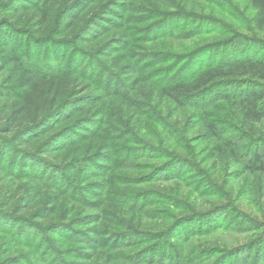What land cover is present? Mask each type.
Masks as SVG:
<instances>
[{
  "label": "rangeland",
  "instance_id": "374dc122",
  "mask_svg": "<svg viewBox=\"0 0 264 264\" xmlns=\"http://www.w3.org/2000/svg\"><path fill=\"white\" fill-rule=\"evenodd\" d=\"M40 2L31 0L28 5L35 9ZM234 2L92 0L93 5H87L91 6L87 24L79 34L54 33L45 41L33 31L24 34L11 29L5 21L0 22V50L16 47L36 68L55 72L69 66L85 75L91 89L80 96L91 93L103 97L107 111L116 102H127V98L134 100L138 109L117 111L115 121L109 125L115 138L111 159L106 158L110 150H102L101 143L89 153L90 143L82 141V136L95 131L100 117L78 129L77 134H64L51 143V148L68 146L70 142L84 148L78 156H71L74 160L64 173L46 169L40 160L15 161L10 159L13 148L2 150L0 187L7 183L12 189L20 190L31 183L27 178L33 174L45 176L42 183L50 180L55 186H62L66 196L54 203L49 201L48 218H58L63 208L69 209L63 206L65 199L76 202L72 203V212L67 213L63 220L66 226L61 229L48 227L35 214L30 222L38 224L41 230L31 231L30 223L20 217L23 206L11 211L7 218L0 214V264H153V261L154 264H261L256 256L264 254V210L255 203L251 191L241 187V181L237 184L241 195L236 209L217 206L213 212L187 216L190 222L173 233L169 227L171 221L164 220L167 210L176 212V209L155 199L135 196L119 200L122 212L127 215L126 226L122 225L125 222L122 217L107 211L108 204L115 200L111 188L126 190L135 184L133 188L139 190L146 185L131 180L148 174L146 164H158L161 168L169 163L170 158L142 145L151 143L160 147L159 137L165 130L158 116L176 108L162 99L160 90L164 86L190 78L195 71L224 61L236 50L264 57V37L257 39L244 29L247 15L242 10L233 12ZM85 32L88 33L83 35ZM1 56L0 51V103L7 95L21 92L9 83L8 69L1 67ZM227 91L238 90L223 88L217 93ZM217 93L191 102L188 112L202 110L204 102H212ZM185 110L178 111V115H183ZM184 150L185 161L177 165L173 159L163 176L181 172L187 193H192L197 185L201 187L197 194L202 206L216 204L219 199L209 186L216 172L193 151ZM173 152H179L177 147ZM255 155L264 157V148L255 147L247 158L254 159ZM112 169L116 171L114 176ZM107 173L118 185L104 184L102 175ZM222 175L220 170L216 173L220 178ZM43 186L36 189L39 195L30 202L35 212L49 191ZM50 192L56 194L54 189ZM97 228L102 233H97Z\"/></svg>",
  "mask_w": 264,
  "mask_h": 264
},
{
  "label": "trees",
  "instance_id": "16d2710c",
  "mask_svg": "<svg viewBox=\"0 0 264 264\" xmlns=\"http://www.w3.org/2000/svg\"><path fill=\"white\" fill-rule=\"evenodd\" d=\"M40 1L32 9L28 5L31 0H0V22L5 21L11 29L24 34L33 31L42 40L50 38L54 33L77 35L86 26L87 15H90L88 11L93 5L90 3L92 0ZM232 7L235 13L241 10L246 13L244 29L250 35L257 39L264 37V0H235ZM0 51L1 67L8 69L9 83L21 91L15 96L7 95L0 103V170L4 160L2 150L13 148L10 159L15 158L17 161L21 158L25 163L40 160L46 169L64 173L74 160L71 156H78L84 148L75 142L51 148V143L64 134H77L78 129L92 123L96 117H100V122L96 124L95 131L90 130L87 136H82V141L90 143L86 146L89 153L94 151L96 144L101 143L99 147L102 150H110L106 158H112L115 138L109 125L115 121L117 111H125L126 108L130 111L138 110L134 100L127 98L128 103L116 102L107 111L103 97L91 93L80 96L91 89V84L85 80V75L72 71L69 66L50 72L34 67L16 47L2 48ZM243 53L244 51L240 53L236 50L224 61L210 63L195 71L190 78L174 80L160 90L162 99L176 108L172 112L169 110L168 114L158 116V121L163 123L161 125L165 130L159 137L160 147L151 143L142 145L144 149L159 153V156L170 158L169 163L161 165V168L158 164H146L148 174L131 180L146 185L139 190L133 188L135 184L126 190L111 188L110 194L117 202L114 200L108 204L107 211L122 217L125 220L123 226H126L127 215L122 212L119 200L135 196L148 197L166 203L170 209H176V212L167 210V218L164 220L166 223L171 221L169 227L173 233L190 222L187 216L213 212L217 206H220L219 209H236L241 195L237 184L241 182V187L249 189L255 203L264 210V157L255 155L254 159L247 158L255 147L264 148V57ZM231 87L238 91L217 93L220 89ZM215 93L219 95L212 102H204L205 108L188 112L191 102ZM181 109L186 110L183 115H178ZM96 113L100 114L95 116ZM106 125L109 127H105ZM47 135L52 137L47 138ZM175 147L179 152H173ZM184 149L200 156L216 173L220 170L224 174L221 179L215 173L210 181V189L214 197L219 199L216 204L209 202L210 205L203 207L197 194L201 187L197 185L192 193H187L183 189L185 180L181 172L175 176H163L174 160L177 165L185 161V155L182 154ZM115 173L112 169L111 174L114 176ZM102 176L107 187L118 185L114 184L108 173ZM27 179L31 183L21 186L20 190L3 183L0 187V214L7 218L12 214L11 211L23 206L19 211L22 214L20 217L30 223L31 231L41 230L38 224L30 222L35 214L52 229L64 228L66 223L63 220L67 213L72 212L71 205L76 200L72 198L74 200L70 202L65 199L63 206L69 209L63 208L58 218H48L46 212L49 201H60L65 198L67 191L60 185L55 186L50 180L42 183L45 176L33 174ZM43 185L49 191L35 207H39L35 212L30 202L36 200L39 195L37 190L43 189ZM51 189L56 194L50 192ZM97 233H102V229L97 228ZM256 257V260L264 264V254L260 253Z\"/></svg>",
  "mask_w": 264,
  "mask_h": 264
}]
</instances>
